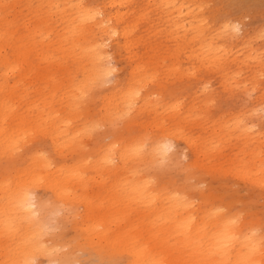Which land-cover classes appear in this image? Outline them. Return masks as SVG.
<instances>
[{"label": "bare ground", "instance_id": "1", "mask_svg": "<svg viewBox=\"0 0 264 264\" xmlns=\"http://www.w3.org/2000/svg\"><path fill=\"white\" fill-rule=\"evenodd\" d=\"M81 3L85 2L48 0L49 7L54 8L55 11L51 15L53 24L66 18L73 25L75 14L70 5L75 4L78 7ZM122 3V0L97 3L98 10L104 14L103 19L98 25H90L82 35L76 36L77 39L72 44L74 48L80 49L82 58L94 64L91 75L95 81H88L90 85L86 90L94 93L92 117L84 124V133L95 127H103V129L98 134L96 142L90 147L89 153L84 151L85 148L76 147L72 143L73 134L63 126L65 122L63 119L67 120V117L53 115L45 134L49 142L46 140L39 149L29 152L25 159L11 158L5 163H0V221L16 214L15 205L22 203L27 206L28 201L25 196L29 190L36 195V206L34 209H29L27 214L34 212L38 216L33 223L24 226L19 239L7 235L0 226V264H13L14 261L19 262L33 257L47 264L49 254L51 258L74 260L73 254L78 252L85 254L86 260L100 259L112 261L114 264L119 263L118 261L120 264H241L242 261H247L248 264H264L262 248L250 253L247 241L243 239L235 242L233 247L222 248L215 254L208 255V242L215 237L221 224L219 216L224 214L217 211L222 205L227 208L226 213L229 217L239 219L232 232L237 235L241 233L250 235L252 230L260 231L259 223L255 219L239 218L232 211L228 198L216 194L214 201L203 197L202 193L192 191L194 186H190L188 193L199 197L193 206L190 199L185 202L169 195L170 189L178 190L172 176H162L159 189L151 190L145 177L138 175L142 171L147 172L148 169L153 171V166L161 159L167 160L169 154H166L167 146L177 140H183L190 157L186 168L190 172L188 181L195 177L194 169L200 170L201 167H206V170L212 171L214 175L245 178L249 183L264 188V167L256 166L260 161L259 148L263 141L258 140L260 132L252 134L237 130L235 121L243 118L242 116H236L233 125L228 124L224 127L213 123L205 128L190 119L193 105L199 97L196 93L192 95L189 93V96H186L187 100L180 98L181 91L187 92L188 83L183 84V79L188 78L187 75L191 73L188 68L207 70L209 63L218 62L220 51L213 48L207 37L203 35L205 38L202 42L203 50L197 53L198 51L193 48L184 55L185 61L196 65L190 67L183 65L182 58L178 55L187 45L188 33L200 30L198 22L200 23L201 20L193 22L192 9L188 8L183 0H157L160 12H164L162 10L164 6L166 8L164 14L171 17L172 26L177 31H181L178 41H184L166 48L158 59L152 57V52L146 49L147 46L141 51L134 50L141 39L131 36V33L135 21L140 17L129 19L126 12H120L116 8ZM235 26L232 23L222 25L221 29L226 32V36L227 31H231L227 38H236ZM105 36L114 48L124 51L127 69L120 79H116L112 87L101 90L103 79L106 77L105 72L108 71L105 63L106 50L104 47L96 48L94 51L89 49L94 48L95 44L102 43V38ZM49 52L50 47L47 59L52 58ZM200 56L204 59H200ZM165 60H168L167 65ZM13 70L14 67L10 66L9 61L0 56V85L4 82L8 83L7 77L14 72ZM213 70H216L220 77L219 85L224 90H229V80L222 74V65H214ZM55 90L57 88L52 91ZM136 90L141 93L140 97L130 95ZM86 91H83L80 97H84L83 93ZM201 93H205L203 99L209 101L213 92L209 93L202 89ZM259 97L263 99L264 94ZM64 99L68 100L70 97ZM123 116L126 117L127 124L118 131V121ZM153 119L156 123L150 125ZM147 128L154 133L149 135L146 132ZM145 140H149V144L146 145L147 154L129 155L132 145L143 144ZM231 141L244 150L230 153L226 157L220 156L222 147ZM113 145L120 147L114 148ZM214 154L217 156L212 159ZM56 155L59 156L58 159L54 158ZM169 157L171 163L176 162V152ZM222 158L226 160L219 162ZM212 161L218 164L211 166ZM117 197L125 201H119ZM94 198L99 202L106 200L109 203L138 202L148 211L156 205L157 200L160 207L154 211L162 207L166 208V213L158 216L157 219L164 220L170 229L169 236L178 239L170 246L168 243L157 245L155 240L158 238V229L153 227V216L156 215L150 213L144 215L150 229L146 230V227L139 226L138 230L136 226L129 225L128 229L121 228L118 230V235L113 236L108 230L118 221L113 216L97 214L94 211L95 201L92 200ZM80 208H83L82 212ZM56 209L70 215L65 216L64 221L60 219L63 223L74 217L78 237L72 249L62 254L54 250L55 247H62L56 242L61 234L50 238V243L41 239L45 234V214ZM186 222L195 225L192 233L195 240L206 241L204 251H201L199 245L190 247L186 243L184 235L179 230ZM145 230L150 245L131 244V241L140 237ZM34 237L40 241L41 247H37L32 242ZM255 239L258 241L259 236ZM160 242L161 239H158V243ZM164 253H170L171 256Z\"/></svg>", "mask_w": 264, "mask_h": 264}, {"label": "rangeland", "instance_id": "2", "mask_svg": "<svg viewBox=\"0 0 264 264\" xmlns=\"http://www.w3.org/2000/svg\"><path fill=\"white\" fill-rule=\"evenodd\" d=\"M81 1L89 4L93 2V0ZM104 1L106 0H97V3ZM122 1L120 6H116L120 12H126L129 19L140 17L135 21L136 24L131 33V36L141 39L134 50L141 51L147 46L146 49L152 52V57L158 59L160 53H164L166 48L184 42L178 41L181 31H177L172 26L171 17L164 14L166 10L164 6H162L164 12H160L157 0ZM183 2L192 9L193 22L201 19V24L198 22L200 30L188 33L187 45L180 50L178 55L179 58H182L183 65L187 67L196 65V63L194 65L190 61H185L184 55L193 48L198 51L197 53L203 50L202 42L205 40L203 35L207 37L213 48L220 51H217L218 62L209 63L207 70L188 68L191 73L187 75L188 78L183 79V84L188 83L187 92L181 91L180 98H186L189 93L190 95L196 93L199 97L193 105L190 119L205 128L213 123L224 127L228 124L233 125L237 119L236 116H242L256 128H260V110L264 108V98L259 97L264 94V81L261 79L264 74V62H262L264 39L261 38L264 35V0H183ZM53 13H55L54 8L49 7L48 0H0V56L2 59L8 60L11 67H14V72L7 77L8 83L4 82L0 85V129L2 130L0 134V163H5L11 158L25 159L29 152L39 149L47 140L45 134L49 129L50 118L53 115H62V117H67V120L72 116L68 122L63 119L65 121L64 129H68L73 134L72 143L76 147L85 148L86 153H89L90 147L96 142L98 134L103 129V127H95L84 133V124L89 122L92 117L94 93L87 92L88 87L85 88L83 85L89 86L88 81H95L91 75L94 64L82 58L80 49L72 46L77 39L71 35L73 25L66 18L53 24L51 17ZM224 23L239 25L240 30L234 31L236 38H227L231 31H227L226 36V32L224 33L221 29ZM200 31L201 33H199ZM49 47V55H52V58L47 59ZM104 49L106 50V65L109 66L111 63V66L118 71L113 73L112 83H106L107 79H112L111 77L103 79L101 90L112 87L116 79H120L127 69L123 50H117L111 42ZM109 56L111 61L107 59ZM199 58L204 59L203 56ZM167 64L168 60H165V65ZM214 65H222V74L229 80V90H224L219 85L220 77L216 70H213ZM55 88L57 90L52 91ZM200 89L209 91V93L213 92L209 101L203 99L205 93H201ZM83 91H86L87 94L80 97ZM66 97H70V99H64ZM257 97L259 98L257 99ZM253 111H255V115H248V112ZM125 119L124 116L119 119L118 131L127 124ZM155 123L156 120L153 119L150 125ZM146 132L149 135L154 133L148 128ZM259 139L263 142L259 148L260 161L256 163V166L264 167V140L261 138V133ZM145 141L148 145L149 140ZM171 144L174 152H166L169 154L165 161L169 168L168 175L174 178L177 191L182 194L188 193L189 187L194 186L192 191L202 193L203 197L214 201L216 194V196L223 195L228 198L232 211L239 218L255 219L261 230L264 226L263 187L249 183L245 178L214 175L212 171L206 170V167H201L200 170L194 169L195 177L191 178L192 180L190 179L187 185H180L178 177L187 168L190 157L183 140H177ZM146 145L145 147L148 148ZM238 150L243 151L244 148L234 145L233 141L227 142L222 147L220 156L225 155L223 157H226ZM175 152L176 162L171 163L169 156ZM217 154H214L212 159H215ZM58 157V155L54 156L55 159ZM225 160L222 158L219 162ZM217 164L218 162L212 161L211 166ZM176 169H180V171L177 172ZM150 173L152 170L148 169L147 172L142 171L138 175L145 177L151 190H158L157 184L152 183L156 180V176ZM178 185L180 186L178 187ZM188 194L190 195L189 201L194 206L199 197L192 193ZM117 198L119 201H125L121 197ZM92 200L95 201L94 211L97 214L113 216L117 219L118 223L112 224L108 230V233L113 236L118 235V230L121 228L128 229L129 225L136 226L138 230L139 226L146 227V230L150 229L148 220L144 217L146 213H150L156 215L153 216V227L158 229V238L155 240L157 245L162 246V244L168 243L170 246L178 239L175 236H169L170 229L164 220L157 219L158 216L166 213L165 207L154 211L160 207L157 200L155 201L156 205L150 211L143 208V205L138 202L109 203L106 200L99 202L95 198ZM220 209L227 211L225 205H222ZM80 211L82 212L83 208H80ZM67 215L69 214L60 209L46 213L45 234L41 239L49 242L56 233L47 231V229L58 225L62 226L64 223L61 220L64 221V217ZM70 220L71 235L64 232L56 239V242L62 246L55 247L54 250L58 254L70 251L78 239L74 217H71ZM146 230L140 237L134 238L131 244L150 245ZM158 239H161L160 243H158ZM151 243L153 244L154 241ZM262 250L264 255V248ZM164 254L171 256L170 253ZM73 256L74 260H86V256L82 252L75 253ZM38 261L41 262V260ZM118 262L117 264H120V261Z\"/></svg>", "mask_w": 264, "mask_h": 264}, {"label": "snow or ice", "instance_id": "3", "mask_svg": "<svg viewBox=\"0 0 264 264\" xmlns=\"http://www.w3.org/2000/svg\"><path fill=\"white\" fill-rule=\"evenodd\" d=\"M70 7L73 9L74 12V23L72 26L71 35L73 37H76L78 35H82L85 30L90 25H98L99 21L103 19V12L98 10L97 8V0H93L91 4L81 3L77 7V5L73 4L70 5ZM102 27V26H101ZM236 30H240L239 25L235 26ZM112 35H117V33H112ZM264 39V35L261 37ZM103 42L99 44H95L94 48L89 49V51H94L96 48L99 47H108L109 46V40L108 37L102 38ZM103 59V57H102ZM109 61H111V57H107ZM262 62H264V59H262ZM118 71L116 68L111 66V63H109L108 71L105 72L106 77H111L112 79H107L106 83H112L113 82V73ZM262 81H264V74L261 76ZM83 87L87 88L88 85L84 84ZM83 94H87L86 92ZM132 97H140L141 93L136 90L130 93ZM136 106H139L138 100L136 102ZM261 116H260V128H256L254 124H251V122L246 121L244 118H241L237 121H235L236 127L238 131H247L252 134H255V132L261 133V138L264 139V108L261 110ZM248 115H255L254 112L248 113ZM110 142V141H109ZM147 144V141H145L143 144L140 145H132L129 149V155H135V156H141L147 154L148 149L145 147ZM114 148H119L120 145H113ZM150 147V145H149ZM166 152H174V148L172 144H169L167 146ZM175 171L179 172L180 169H176ZM169 173V168L166 166V161L161 159L156 165L153 166L152 175L156 176V180L152 181V183L157 184L159 186V183L162 182L160 180L161 176H166ZM190 176V172L188 170H184L183 174L178 177L180 185H187L189 183L188 177ZM178 185V187L180 186ZM145 193H142L144 195ZM169 195L173 196L177 200H183L187 202L190 199V195L185 193H180L179 191H176L175 189L169 190ZM25 199L28 201L27 206L24 204H18L15 205L16 207V214L7 217L6 219L0 221V226L3 227L5 233L9 236H12L14 239H19V237L23 233L24 226L26 224H31L35 220L38 219V216L33 212L32 214H27L29 209H34L36 204V195L31 190L26 194ZM151 203V201H149ZM220 213H224L223 215L219 216V220L221 221L219 230L216 231L215 237L208 242L207 247V253L208 255L215 254L218 250L222 248H228L233 247L235 245V242L240 241L241 239L247 241V247L248 251L250 253L257 251L260 248H264V226H262L261 230L257 232L256 230H252L250 235H245L244 233H241L240 235L235 234L232 232V228L239 223V219L235 217H229V215L223 210H217ZM70 223L71 220L69 218V221L64 223L62 226L58 225L53 228H48L47 231L55 232L56 234H61L64 232H68L69 235H71L69 229H70ZM47 228V226H46ZM195 228V225L186 222L185 224L180 226V231L185 237L186 243L190 247H196L199 245L201 251L205 250V243L206 241L204 239L195 240L193 238V230ZM259 236V240L257 241L255 238ZM32 242L36 244L37 247H41V243L37 238H33ZM13 264H42V262L38 261L35 257L32 259L25 258L22 261L16 262L14 261ZM47 264H114L112 261H105V260H72V259H61V258H51V254H49V259L47 261ZM241 264H248L247 261H242Z\"/></svg>", "mask_w": 264, "mask_h": 264}]
</instances>
